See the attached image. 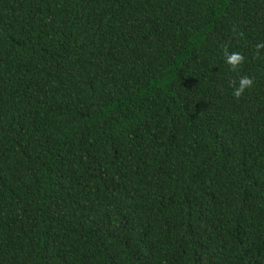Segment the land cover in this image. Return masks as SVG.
Returning a JSON list of instances; mask_svg holds the SVG:
<instances>
[{
	"label": "trees",
	"instance_id": "1",
	"mask_svg": "<svg viewBox=\"0 0 264 264\" xmlns=\"http://www.w3.org/2000/svg\"><path fill=\"white\" fill-rule=\"evenodd\" d=\"M259 42L264 0H0V264H264Z\"/></svg>",
	"mask_w": 264,
	"mask_h": 264
},
{
	"label": "clouds",
	"instance_id": "2",
	"mask_svg": "<svg viewBox=\"0 0 264 264\" xmlns=\"http://www.w3.org/2000/svg\"><path fill=\"white\" fill-rule=\"evenodd\" d=\"M256 51L264 48V42L256 43L254 46ZM224 62L233 71H237L240 65L244 62L245 57L239 52H229L227 48L223 50ZM253 85V79L249 75H240L236 81L230 82L232 88V95L240 97L243 92L250 89Z\"/></svg>",
	"mask_w": 264,
	"mask_h": 264
}]
</instances>
